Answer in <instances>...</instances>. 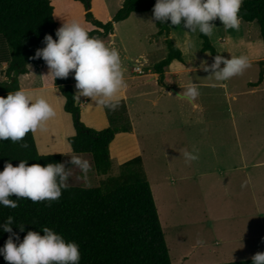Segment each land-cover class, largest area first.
I'll list each match as a JSON object with an SVG mask.
<instances>
[{"label": "trees", "instance_id": "16d2710c", "mask_svg": "<svg viewBox=\"0 0 264 264\" xmlns=\"http://www.w3.org/2000/svg\"><path fill=\"white\" fill-rule=\"evenodd\" d=\"M84 8V18L97 30L88 32L107 36L112 33L115 23L126 20L131 13L152 11L156 0H123L121 7L106 23L96 20L91 13V0H75ZM240 20L259 26V36L264 46V0H243L239 11ZM222 25L219 19L213 21ZM170 21H155L156 38H163L166 47L165 57L153 65V73L158 75V84L163 83L165 68L172 60L183 62L181 51L170 37ZM101 31H99V30ZM57 23L53 16L50 0H0V68L6 65V80H0V97L6 98L9 92L19 89L18 76L27 72L29 64H43L44 60L34 59L38 49L46 47L44 37L55 33ZM200 52L211 56L219 55L208 36L199 32ZM262 70L258 83L263 79ZM53 85L64 97V111L70 114L74 135L68 144L74 154L88 155L98 175H107L111 170L109 145L115 135L130 132L131 123L123 102L115 110L104 108L108 127L95 130L80 121V109L74 99L70 75L66 79L57 78ZM23 142L29 147L0 141V172L11 162L18 166L20 160L28 164L61 163L58 154L38 153L33 134L26 135ZM61 197L54 202L33 203L28 199L15 200L18 207L12 209L0 204V248H3L9 233L3 231L7 217L12 216V231L19 236L14 238L17 245L27 232L44 234L48 227L61 235L66 242H75L79 247L78 264H171L164 234L159 222L157 209L141 156L134 157L119 166L117 176L105 177L92 188L69 187L62 189ZM19 226H24L20 231ZM0 264H7L0 255ZM222 264H253L252 260Z\"/></svg>", "mask_w": 264, "mask_h": 264}, {"label": "rangeland", "instance_id": "374dc122", "mask_svg": "<svg viewBox=\"0 0 264 264\" xmlns=\"http://www.w3.org/2000/svg\"><path fill=\"white\" fill-rule=\"evenodd\" d=\"M120 1L93 0L95 8V15L92 13L93 17L103 23L105 20V10L109 9L112 16L115 15L119 10ZM50 2L54 7V19L58 24V29L65 22H71L73 20L78 21L86 31L90 29L89 25L91 23L83 17L82 11H84V8L80 2L75 0H50ZM65 12H68L70 20L65 21L63 18L62 13ZM152 17L153 11H149L145 15H139V18H132L131 20L118 24V39L121 37L122 47L123 45L125 46L122 69L128 77L141 76V74H137L135 71V67H139L141 64V62L140 64L136 62L140 52L142 55L146 51L150 52L147 58L149 61L145 59L146 63L141 66L143 74H154L153 64L161 60L167 52L162 41V45L153 46L152 44L150 47L148 46V34H152L153 36L157 30ZM243 25L239 32L243 36L244 41L249 43L248 45L253 52L251 56H260L259 47L256 45L257 41L260 40L258 24L256 22L250 24L251 26L247 24L249 25L248 28H246L245 23ZM137 34L138 37L136 36ZM145 34L146 41L143 40ZM152 36L149 37L151 43H153ZM234 48L231 49V54L236 57L237 53L240 56V51H237L236 46ZM120 57H122L121 54ZM208 57L211 60L205 58L202 62L203 65L204 62H207L205 66H210L214 62L213 56L208 55ZM5 69L6 65L4 64L0 68L1 81L6 80L4 75ZM262 70H264V61L261 64L251 63V67L243 75L231 78L230 89L238 90L239 86H243L244 80L253 76L256 79L255 85H257L258 75H260ZM212 74L211 72L202 70L201 72L190 73V75L186 74L181 77L182 80L187 76H192V80H195V82L196 80L199 81L197 82L200 83V86H198L200 95L195 101L198 104H202L205 110L200 108L193 110L192 103L188 102V100L179 103L177 102L178 100H174L171 97V109L183 107L184 114L176 113L174 110L169 115L158 114L157 112H152L149 105L142 104L139 105V109L140 111L141 108L145 109L143 111L144 115L139 116L138 113V116L135 117L138 118L136 120L139 122V130L142 132L141 135H144L141 138L143 154L141 157L147 180L151 187L171 264H222L252 260V257H219L222 251L220 244H218L220 239L237 240L247 235V227L243 228L240 226L241 218L243 217V220L248 222L250 220L248 214H252V209L250 207L249 213L243 215V209L239 211L237 208H232L230 204H228V207L226 204H223L226 202L231 203L230 198H233L232 188L236 184L228 175L224 179L222 178L223 182L221 181L219 169L222 166H229L231 163L223 161L224 164L221 165V162L216 160L220 156H229L233 151L236 154V147L232 145L235 133L228 126L230 120L227 112V108L233 107L230 104L226 105V101H224V98H221L220 94L218 95V100L217 97L212 96L217 92L214 87L217 81L209 77ZM232 80L235 82V86ZM155 97L156 95L152 98ZM158 101L157 107L160 108L164 98H160ZM242 101L243 96L239 98L238 106H242ZM256 101L259 102V99ZM217 102L218 107L223 109L221 117L223 118L222 122L225 126V136L223 135L222 145H219L217 142L221 138L217 136L215 121L212 124L205 123L206 119L214 120V114L211 113H215ZM233 105L235 107L237 103ZM133 114L134 116L137 115L134 112ZM241 129L242 125L240 126L239 132L240 138L243 140ZM254 132L257 133V130ZM220 136L221 134L219 132ZM258 148H260V145ZM180 149H187L189 152L198 154L199 159L191 164H186L182 154H180ZM260 149L264 150V139L262 140V148ZM255 155L257 157H264V152L259 151ZM69 160L70 158H67L62 162ZM66 167H71L72 173L67 182V186L87 187V185H82L80 181L81 171L78 168L71 166V164H66ZM91 168L93 169L92 162ZM257 170L262 171L263 173L261 175L264 176V167L259 169L254 168V174H256ZM118 172L119 167L117 169V167L113 166L106 177L117 176ZM230 173L235 174L236 172L233 171ZM88 174H91V171ZM183 176H185L184 179ZM88 186L91 188V184ZM262 187L263 189H260V184L254 186L257 196L264 195V184ZM240 212L241 215H239ZM252 216L256 221V235L258 237H264V224H257L260 220L264 222V214L258 211L254 215L252 214ZM236 223H238V227ZM225 228L228 229V233H225ZM197 240H201L204 243L198 245ZM257 240L260 242L263 239ZM234 250L235 247H233ZM223 252L226 253L228 251Z\"/></svg>", "mask_w": 264, "mask_h": 264}, {"label": "crops", "instance_id": "0c3cea01", "mask_svg": "<svg viewBox=\"0 0 264 264\" xmlns=\"http://www.w3.org/2000/svg\"><path fill=\"white\" fill-rule=\"evenodd\" d=\"M123 0L119 2V8L122 5ZM91 13L95 15V8L93 0L91 1ZM149 13L147 12H134L131 13L130 16L121 22H125L127 20H131L132 18H139V15H145ZM84 17V11H82ZM53 16H54V7H53ZM65 21L70 20L68 12L62 13ZM114 16V15H113ZM111 11L109 9L105 10V20H111L113 17ZM137 16V17H134ZM145 21V20H143ZM121 22L115 23L113 25V31L111 34L107 36L95 35L93 37L102 40L107 46L110 48L114 47L118 50L119 55L121 54V62H123V57L125 56V46L122 47V38L118 39V24ZM243 23L246 24V28L252 23H247L241 20L239 30L229 29L225 31L223 25L214 23L216 28L213 29V33L211 36H208L211 44L218 52V54L225 59H231L233 54H231V49H235L237 47V51H240V56L244 55L251 63H262L264 61V46L260 40L257 41V46L259 47L260 56L254 57L251 56L253 52L249 47V43L244 41L243 36L239 32L240 29L244 26ZM89 24V23H87ZM249 24V25H247ZM90 29L87 32L97 30L93 25H89ZM155 26V21H154ZM251 26V25H250ZM156 27V26H155ZM170 37L173 41L174 45L181 51L183 62H179L177 60H172L171 63L165 68L163 83L165 86H161L158 84V75L157 74H141V76H132L128 77L124 72V79L127 83V89L123 91L120 95L119 102H123L127 114L131 123V131L130 132H120L117 133L109 145L110 158H111V169L113 166L118 167L137 156H142L141 149V138L144 135H141L142 132L139 130V122L138 118H135L140 115H144L143 111L145 109H139V105L147 104L149 105L152 112H157L158 114H170L172 110L176 113L184 114L183 107H177L171 109V97L174 100H178L177 102L181 103L185 99L179 98L180 93L183 92L184 89L187 88L189 84L195 83L200 86L199 81L192 80V76H187L186 78L181 80L183 75L195 72H201L203 70L202 62L206 58L208 59V55L211 56L208 52L201 53L200 45L201 40L198 37L199 31L195 33H188L187 29H184L181 26L175 27L170 26ZM157 29V28H156ZM58 30V24H57ZM99 30V29H98ZM101 31V30H99ZM157 30L154 32L156 34ZM148 34L147 43L150 47L162 45L161 41L164 43L163 38H156L155 35ZM138 37V34L136 35ZM152 36L151 43L149 37ZM141 37V36H139ZM156 38V39H154ZM162 39V40H161ZM143 40L146 41V34L143 36ZM124 44V41H123ZM165 45V44H164ZM150 52L146 51L145 53L140 52L136 59L137 63L141 62L142 64L146 63L147 58L149 57ZM166 55V54H165ZM236 57L239 55L236 53ZM161 56V54H160ZM165 57V56H164ZM163 57V58H164ZM162 58V59H163ZM213 58V57H212ZM146 59V60H145ZM161 59V60H162ZM210 59V58H209ZM214 59V58H213ZM211 60V59H210ZM149 61V60H147ZM160 61V60H159ZM158 61V62H159ZM157 63V62H156ZM155 63V64H156ZM154 65V64H153ZM224 65L221 64V68ZM264 71V70H263ZM49 72L48 66L46 63L43 64H29L27 66V72L18 77L19 89L28 92L33 95L34 98H39L43 96L47 101L54 107L57 115L55 119L50 120L48 122V131L47 132H37L33 134L34 141L36 144V148L39 154L41 155H51L58 154L61 156V163L63 160L67 158H71L73 155L79 156L81 159H85L89 162L91 166L92 159L88 155L84 154H74L71 151V148L68 144V138L73 136L75 131L72 124V119L70 114L64 111V98L59 90L53 85V78L47 77L45 78ZM71 85L76 94L77 90L75 88L76 81L74 79V72L70 73ZM264 75V73H263ZM259 77V75H258ZM264 77V76H263ZM258 79V78H257ZM255 77H248V79L243 81V86H239L238 90L230 89L231 79L225 82H216L215 89L217 90L216 94L212 95L217 97L220 94L221 98H224L226 101V105L230 104L233 108H227V112L229 114L231 130L235 133V138L232 140V145L236 147V154L231 152L229 156H220L218 157V162H221V165L224 164L223 161L231 163L229 166H222L219 169L220 179L223 182L225 176H230L232 181L236 184L233 189V198H230V202H226L232 205V208H237L239 211L244 210L243 215H247L249 213V209L251 207L252 214L254 215L258 211H261L264 214V195H256V191L254 186L260 184H264V176L261 175L263 172L260 170L256 171L254 174V168L259 169L264 167V157H257L255 154L260 152H264L262 148V140L264 139V78L262 81L255 85ZM198 81V82H197ZM233 84L235 83L232 80ZM204 85V84H201ZM235 86V84H234ZM213 87V86H212ZM244 88V89H243ZM243 89V90H242ZM246 89V90H245ZM156 95L155 98H152ZM243 96L242 106H238L239 98ZM160 98H164L163 104L160 108L157 107V102ZM259 99V102L256 101ZM76 100V99H75ZM192 103V109H202L205 110L202 104H198L196 101H188ZM237 105L234 107L233 104ZM76 104L80 109V120L81 122L92 129L102 130L108 127V120L105 114L104 107L96 106L94 102L90 100V98L81 97L80 101L76 100ZM158 108V109H157ZM216 111L214 114V120H205V123L212 124L215 121L216 124V133L218 138V144L222 145V139L224 133V123L221 114L223 109L218 107V102L216 103ZM133 112L136 116H134ZM137 119V120H136ZM242 125L241 133L244 138L241 140L240 138V126ZM228 127V128H229ZM257 130V133L254 131ZM219 132L221 136L219 137ZM262 139V140H260ZM260 142V143H259ZM260 145V148L258 146ZM87 156V157H86ZM142 158V157H141ZM93 164V163H92ZM91 168V167H90ZM227 168V169H226ZM253 169V171H251ZM91 174L87 173V179L83 178V174L81 173V183L82 185H87L89 188L91 184V188L97 186L100 180L104 179V175H98L94 167L90 169ZM111 171V170H110ZM236 172L235 174H231L230 172ZM251 173V175H250ZM109 174V173H108ZM107 174V175H108ZM105 175V177L107 176ZM204 175V174H203ZM202 175V176H203ZM258 175V176H257ZM261 175V176H259ZM185 176H183V179ZM223 178V179H222ZM220 182V180H219ZM93 185V186H92ZM243 185V186H242ZM252 214H248L250 216V220L246 222L241 218V225L243 228H246V236L240 237L239 239H231L225 240L224 238L218 241V244L221 246V253L219 257L221 258H235V257H253L257 252L264 253V237H258L255 233L256 221L254 220ZM241 215V212L239 213ZM239 223V222H238ZM238 223L236 226L238 227ZM259 225H263L264 222L262 220L257 223ZM250 227V228H249ZM225 233H228V229L225 228ZM257 239H263L258 242ZM258 242V243H257ZM233 247L235 250L233 251ZM223 251H228L224 253ZM237 262V261H236Z\"/></svg>", "mask_w": 264, "mask_h": 264}, {"label": "clouds", "instance_id": "9594fccd", "mask_svg": "<svg viewBox=\"0 0 264 264\" xmlns=\"http://www.w3.org/2000/svg\"><path fill=\"white\" fill-rule=\"evenodd\" d=\"M243 0H156L153 11V21L166 23L170 26H181L188 33L197 30L206 36H211L216 28L213 21L219 19L225 31L239 30L241 20L239 11ZM57 40L51 35L44 37L46 47L38 49L34 59H43L49 72L45 78L66 79L74 72L76 94L74 99L90 98L96 106L115 111L119 107L120 95L127 89L124 79L122 62L116 48H110L102 40L90 37L86 29L78 22H65L55 33ZM202 65L203 70L213 73L209 77L218 82L243 75L251 67L247 56L241 55L225 59L217 55L210 66ZM221 64L224 65L221 68ZM200 92L198 85L189 84L179 98L195 101ZM57 113L54 107L43 96L34 98L24 90L9 92L6 98L0 97V141H11L27 149L29 145L23 142L28 133L47 132L48 122L55 119ZM185 163L191 164L199 159L198 154L180 149ZM71 164L78 168L87 179L90 164L87 160L73 155L69 161L62 163L28 164L20 160L18 166L11 162L4 165L0 172V204L15 209V200L28 199L33 203L57 201L62 195V189L67 188L71 176ZM243 186V185H242ZM15 196L13 200L11 197ZM14 218L7 217L3 231L9 233L0 255L7 264H78L80 260L79 247L75 242H66L61 235L48 227L42 229L43 235L29 231L18 245L14 238L19 236L12 231ZM24 231V226H19ZM204 242L197 240L198 245ZM253 264H264V253L257 252L252 257Z\"/></svg>", "mask_w": 264, "mask_h": 264}, {"label": "built area", "instance_id": "2783aa9c", "mask_svg": "<svg viewBox=\"0 0 264 264\" xmlns=\"http://www.w3.org/2000/svg\"><path fill=\"white\" fill-rule=\"evenodd\" d=\"M138 64H140V62ZM135 71L137 72V74H142L141 65L139 67H135Z\"/></svg>", "mask_w": 264, "mask_h": 264}]
</instances>
